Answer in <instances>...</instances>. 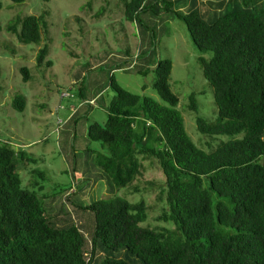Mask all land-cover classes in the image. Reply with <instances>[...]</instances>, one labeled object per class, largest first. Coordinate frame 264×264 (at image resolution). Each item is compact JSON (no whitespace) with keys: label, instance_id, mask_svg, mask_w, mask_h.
Listing matches in <instances>:
<instances>
[{"label":"trees","instance_id":"1","mask_svg":"<svg viewBox=\"0 0 264 264\" xmlns=\"http://www.w3.org/2000/svg\"><path fill=\"white\" fill-rule=\"evenodd\" d=\"M121 1L127 20L139 24L140 13L153 0ZM237 1L242 6L211 18L176 13L196 48L212 54L210 60L199 61L213 88L218 117H198L196 122L198 131L212 141L206 143L208 150L189 136L176 109L179 99L169 85V59L157 63L152 84L167 105L127 91L111 76L114 98L106 105V123L93 122L89 128L90 141L101 147L91 152L97 176L110 192H139L136 181L147 170L142 160H153L164 175L163 185L145 182L166 202L157 220L171 222L173 228L142 226L145 202L130 203L119 196L76 205L68 190L59 199L69 202L80 219L64 207L57 214L58 198L43 195L42 187L25 186L18 173L33 158L0 142V264H264L263 3L228 0ZM173 5L170 0L166 12L174 13ZM45 17L27 16L9 30L20 43L41 46L48 39ZM47 52L46 44L39 50V64ZM138 57L128 51L117 67H135ZM22 72L28 81L29 70ZM12 107L24 110V99L15 97Z\"/></svg>","mask_w":264,"mask_h":264},{"label":"rangeland","instance_id":"2","mask_svg":"<svg viewBox=\"0 0 264 264\" xmlns=\"http://www.w3.org/2000/svg\"><path fill=\"white\" fill-rule=\"evenodd\" d=\"M203 1H210L216 9L204 6ZM168 2L170 0L150 2L145 13H140L138 24L127 20L121 0H27L19 4L0 0V142H8L33 158L30 164H21L18 173L25 186L42 187L43 195L58 198L54 203L57 214L64 207L75 220L80 219L69 202L61 203L59 199L68 190L76 205L119 196L130 203L145 202L147 218L142 226L173 228V223L157 220L166 202L159 201L157 189H150L145 182L163 185L164 175L153 160H142L147 170L145 176L136 181L139 192L130 193L123 188L112 193L107 183L98 178L96 159L91 153L101 151L100 144L88 137L93 122L106 123L108 114L100 103L108 105L114 98L111 76L127 91L167 105L152 84L157 63L169 59L173 62L169 85L179 99L176 109L184 118L189 136L199 147L208 150L206 143L212 141L198 131L196 122L198 117L209 121L218 117L213 88L205 79L199 61L200 57L210 60L212 54L196 48L176 13L187 16L198 12L209 18L224 13L225 9L232 11L242 6V2L175 0L174 13L166 12ZM261 3L259 15L264 19V0ZM221 6L222 10H218ZM43 14H46L43 22L47 25L48 39L44 38L41 46L20 43L17 35L9 30L20 19ZM17 29L21 32L22 26L17 25ZM46 44L48 52L39 64V50ZM128 51L140 55L135 67L118 68L117 64ZM23 68L30 72L28 81L24 80ZM63 91L75 97L62 98ZM81 93L86 100L100 93L101 98L95 106L85 105L79 109L73 121L58 129V120L65 121L70 108L84 101ZM193 95L195 108L191 110ZM15 97L24 99V110L12 107Z\"/></svg>","mask_w":264,"mask_h":264},{"label":"crops","instance_id":"3","mask_svg":"<svg viewBox=\"0 0 264 264\" xmlns=\"http://www.w3.org/2000/svg\"><path fill=\"white\" fill-rule=\"evenodd\" d=\"M173 2H175V0H173ZM204 2H206L207 4L205 5V6H207V7H212V9H216L213 5H212V3H210V1H204ZM221 2L222 3H224L225 2V0H221ZM220 2V3H221ZM222 7L223 6H221L218 10H222ZM226 10V9H225ZM225 10H222V12L223 11H225ZM213 16V15H212ZM211 16V17H212ZM211 17H209V18H211ZM80 90L82 89V85L80 84V88H79ZM82 91V90H81ZM82 96V95H81ZM100 98H101V93L100 94H98L95 98H92V99H90V100H86V99H83V96L81 97V100H84V101H86V102H88L91 106H89V107H93V106H95L97 103H98V101L100 100ZM81 102V101H80ZM81 104V103H80ZM79 104V105H80ZM101 104V106H102V108L104 109V110H106V108H105V104L103 103V102H101L100 103ZM85 105H86V103H85ZM85 105L83 106V107H81L80 109H82V108H84L85 107ZM88 105V104H87ZM71 113V112H70ZM70 113H69V115H68V117H67V119L65 120L66 121V123L67 122H71V121H73L75 118H76V116L78 115V113L79 112H76L72 117H71V115H70Z\"/></svg>","mask_w":264,"mask_h":264},{"label":"built area","instance_id":"4","mask_svg":"<svg viewBox=\"0 0 264 264\" xmlns=\"http://www.w3.org/2000/svg\"><path fill=\"white\" fill-rule=\"evenodd\" d=\"M74 97H75V95L71 94L69 91H63V93H62V98H74ZM83 105H84V103L80 104L78 107H71L70 108L71 117L77 112L78 108H80ZM62 108H64V107L62 106ZM65 123H66V121L59 119L58 120V124H59L58 129L61 128ZM70 193L71 192H69L68 194H70Z\"/></svg>","mask_w":264,"mask_h":264}]
</instances>
